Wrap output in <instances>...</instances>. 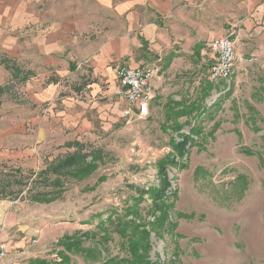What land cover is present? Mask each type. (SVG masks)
I'll return each mask as SVG.
<instances>
[{
	"label": "rangeland",
	"instance_id": "obj_1",
	"mask_svg": "<svg viewBox=\"0 0 264 264\" xmlns=\"http://www.w3.org/2000/svg\"><path fill=\"white\" fill-rule=\"evenodd\" d=\"M206 44L197 55L176 54L160 71L148 118L121 117L115 129L82 142L84 152L100 151L98 168L65 184L56 200L31 202V180L17 184L4 166L0 200L25 208L40 229L42 256L63 253V238L76 235L82 243L65 252L70 264H101L126 258V237L138 241L146 232L152 264H264V37L235 43V72L226 83L210 81ZM183 141L178 150L174 143ZM162 171L170 186L153 201ZM38 238L22 250H35Z\"/></svg>",
	"mask_w": 264,
	"mask_h": 264
},
{
	"label": "crops",
	"instance_id": "obj_2",
	"mask_svg": "<svg viewBox=\"0 0 264 264\" xmlns=\"http://www.w3.org/2000/svg\"><path fill=\"white\" fill-rule=\"evenodd\" d=\"M223 36L261 40L264 0H0V173L34 176L118 127L127 107L115 95L118 67L155 65L159 79L176 54ZM27 219L0 200V264L59 263L58 252L42 256ZM36 237L35 250H22Z\"/></svg>",
	"mask_w": 264,
	"mask_h": 264
},
{
	"label": "trees",
	"instance_id": "obj_3",
	"mask_svg": "<svg viewBox=\"0 0 264 264\" xmlns=\"http://www.w3.org/2000/svg\"><path fill=\"white\" fill-rule=\"evenodd\" d=\"M174 146L181 150L185 146V142L174 143ZM75 151L72 154H67L63 157H59L54 162L49 164L46 169L40 171L39 173L29 174L27 177H23L21 174L17 173L15 177L17 184L22 185L31 180L30 186L28 188L29 199L31 202L35 203H50L56 198H58L64 191V186L70 182H81L89 178L98 168L97 162L102 159L100 151L96 152H84L85 146L82 144L74 143ZM90 158V160H88ZM163 174V188L162 190H152L153 201L161 199L164 196V192L170 186L166 174ZM33 179V180H32ZM104 178H99V181L102 182ZM25 181V182H24ZM25 185V184H24ZM35 185H43L48 187L50 191L40 192ZM7 186L0 187V193H4V190ZM143 192L139 195L142 196ZM125 227L123 230H119L121 236L126 237ZM142 235H145V238L135 241L134 238L127 236L126 241L123 243V248L125 249L127 256L126 258H113L107 261H104L101 264H152L147 260L146 253L149 249L146 232H141ZM81 239L76 236H65L61 242V245L64 248V252L60 253L61 261L54 264H70L69 257L65 252H71L74 249L80 250ZM35 264H52L45 261L36 260Z\"/></svg>",
	"mask_w": 264,
	"mask_h": 264
},
{
	"label": "built area",
	"instance_id": "obj_4",
	"mask_svg": "<svg viewBox=\"0 0 264 264\" xmlns=\"http://www.w3.org/2000/svg\"><path fill=\"white\" fill-rule=\"evenodd\" d=\"M208 49L213 60L209 74L210 81L212 83L228 82L235 72L237 61L234 41L231 40V36L212 39ZM253 61V58L245 60L247 63ZM158 71V67L155 65L135 68L120 66L116 69L117 89L115 95L127 103V107L122 111V117L127 123L148 118L150 104L156 97L154 83ZM6 257L7 248L4 244H0V260H4ZM52 257L55 261H59L56 254Z\"/></svg>",
	"mask_w": 264,
	"mask_h": 264
}]
</instances>
